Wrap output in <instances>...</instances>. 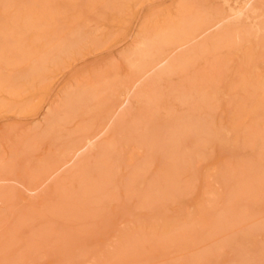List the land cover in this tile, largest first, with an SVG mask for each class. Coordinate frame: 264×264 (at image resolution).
<instances>
[{
	"label": "rangeland",
	"instance_id": "374dc122",
	"mask_svg": "<svg viewBox=\"0 0 264 264\" xmlns=\"http://www.w3.org/2000/svg\"><path fill=\"white\" fill-rule=\"evenodd\" d=\"M0 264H264V0H0Z\"/></svg>",
	"mask_w": 264,
	"mask_h": 264
},
{
	"label": "bare ground",
	"instance_id": "6f19581e",
	"mask_svg": "<svg viewBox=\"0 0 264 264\" xmlns=\"http://www.w3.org/2000/svg\"><path fill=\"white\" fill-rule=\"evenodd\" d=\"M13 10V9H12ZM9 12H11V11H9ZM234 12H232V14H233ZM240 13V12H239ZM19 15H21V14H19ZM18 15V16H19ZM23 15V14H22ZM252 15V14H251ZM246 19V18H245ZM14 21H15V19H14ZM16 22V21H15ZM20 23V22H19ZM18 23V24H19ZM147 36V35H146ZM243 41V40H242ZM72 42V41H71ZM162 49V48H161ZM58 52V51H57ZM130 59V58H129ZM241 61V60H240ZM242 62V61H241ZM18 63H19V61H18ZM135 63V62H134ZM131 71V70H130ZM143 81V80H142ZM105 84V83H104ZM134 84V83H133ZM128 87V86H127ZM227 87V86H226ZM127 89V88H126ZM244 94V93H243ZM227 127V126H226ZM220 173V172H219ZM209 204V203H208Z\"/></svg>",
	"mask_w": 264,
	"mask_h": 264
}]
</instances>
